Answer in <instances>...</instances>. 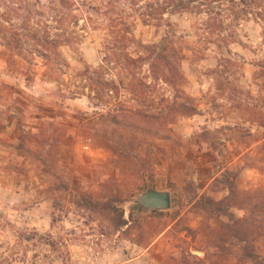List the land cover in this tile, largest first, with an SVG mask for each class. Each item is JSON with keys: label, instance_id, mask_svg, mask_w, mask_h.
I'll return each instance as SVG.
<instances>
[{"label": "rangeland", "instance_id": "1", "mask_svg": "<svg viewBox=\"0 0 264 264\" xmlns=\"http://www.w3.org/2000/svg\"><path fill=\"white\" fill-rule=\"evenodd\" d=\"M225 212L264 260V0H0V264H254Z\"/></svg>", "mask_w": 264, "mask_h": 264}, {"label": "trees", "instance_id": "2", "mask_svg": "<svg viewBox=\"0 0 264 264\" xmlns=\"http://www.w3.org/2000/svg\"><path fill=\"white\" fill-rule=\"evenodd\" d=\"M186 111H184V114ZM133 118H138L139 121H134ZM162 121L161 116L158 117L155 114H146L143 111H138L134 116L133 113L127 115L122 114L118 115L114 118H111V124H114L118 127H122L123 129H130L133 131H145L153 129L155 126H159ZM119 198L117 197H108L105 204H102L105 210L116 212V207L113 205ZM133 210L130 211V215L133 216ZM228 216L232 227L230 229L231 234L233 233V237L240 242L245 244L244 250L246 257L254 262V264H264V260H261L260 257L256 255V248L254 245L255 239L253 233L249 230L251 226H256L254 222L245 225L244 220H237L234 215L229 213H224ZM123 225H128V222H124ZM258 230L261 231V228L256 226ZM259 231V232H260Z\"/></svg>", "mask_w": 264, "mask_h": 264}, {"label": "water", "instance_id": "3", "mask_svg": "<svg viewBox=\"0 0 264 264\" xmlns=\"http://www.w3.org/2000/svg\"><path fill=\"white\" fill-rule=\"evenodd\" d=\"M130 207H138L140 212L168 211L172 207L171 194L149 187L146 192L130 202Z\"/></svg>", "mask_w": 264, "mask_h": 264}]
</instances>
